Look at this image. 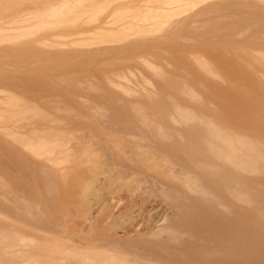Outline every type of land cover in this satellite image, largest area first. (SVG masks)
Here are the masks:
<instances>
[{"label": "bare ground", "instance_id": "6f19581e", "mask_svg": "<svg viewBox=\"0 0 264 264\" xmlns=\"http://www.w3.org/2000/svg\"><path fill=\"white\" fill-rule=\"evenodd\" d=\"M234 1L207 0L197 13ZM259 1L243 20L208 19L210 29L232 39L256 18L254 37H243L264 45ZM81 2L46 13L80 11ZM196 2L130 3L88 22L55 18L46 31L94 55L156 46L158 24L190 25L183 12ZM35 14L0 16V58L32 44ZM213 61L203 74L187 66L185 81L162 75L156 90L93 75L92 98L50 99L64 113L9 97L31 108H0V264H264V63L243 71L245 90L232 62Z\"/></svg>", "mask_w": 264, "mask_h": 264}, {"label": "rangeland", "instance_id": "374dc122", "mask_svg": "<svg viewBox=\"0 0 264 264\" xmlns=\"http://www.w3.org/2000/svg\"><path fill=\"white\" fill-rule=\"evenodd\" d=\"M71 1L73 2L75 0H0V8L2 9H0V11L3 12L0 16L11 18L12 15H15L13 18H21L23 16L31 17L36 13L40 17L32 20L29 24L34 23L35 28L38 26V29H42L40 33H34L35 28L32 27L34 29H31L29 33L26 32L28 36L25 37L32 44L26 48L12 51L8 59L0 58V91L3 92L0 97L2 100L0 101L1 109H9L11 113L13 111L15 112V110L19 112L21 109L20 112L23 113L22 109L27 110V108L31 107L27 105L21 108L20 106L23 104L22 103L19 107L13 108L11 107L13 103L10 104L8 101L11 102L13 100L18 102L17 99H19V101L24 102L26 99H31L37 101L39 105L50 113H64L62 110L65 107L57 108L50 103L51 100L61 99L67 102L71 98L69 91H79V97L82 95L81 98L83 99L87 97L92 98L93 93L91 91L96 89L92 87L90 83L102 76L116 77L120 82L126 85L127 89L137 90L139 87V89L142 90L143 88L145 90H156L158 89V83L162 75L169 76L172 81H178L179 79L185 81L189 74L186 68L187 66L193 70H199V72L202 73L200 67L206 63L212 68L216 67L213 61L214 57L232 62V65L234 64L232 67L235 70V74H237L234 75L235 80L238 81H236L237 84L242 83L244 86L243 88L245 90L247 88L248 90V81L244 78L246 76L245 72L248 69L261 68L264 63V45L258 41H253L252 38H247V36L250 37V34L251 36L254 35L252 34L253 29L256 28L254 23H257L258 19L253 18V22H250L252 19H245L246 22L240 27H237L238 29H232L231 33L229 32L232 39H229L230 37L228 35H222L220 31L218 33V30L212 31V28L210 29L212 25L209 23L210 19L220 16H227V19H222L227 20L226 23L229 21L230 24L238 20H243L244 17L241 14L243 10L248 8V11L252 2L259 3L261 2L259 0H240L237 3L234 1V3L223 4V6L220 7V9H222L221 11L211 9L210 11L215 13L209 12V17L208 12H206L207 15L200 13V15H205V19L197 12L200 9L199 5L207 0H197V8L194 10L191 8L192 10L190 9V13L189 9L183 12L184 15L186 14L184 17L192 15L193 19L191 17L190 25L172 29L168 25L170 23L162 22L158 24L159 26L157 25L159 29L157 26L155 27V29H158V33L163 35L164 41L161 44L143 48L123 49L115 51L116 53H105L106 55H94L95 53H89L87 48L76 47L75 44L68 45V47L67 44H65L66 47H62L59 43H70L69 38L66 37V35L52 36V32H47L46 29L53 23L52 21H54L55 18L67 19L69 22L71 21L70 23H74L75 21L81 23L83 22L81 20H86L88 22L94 18L101 19L108 11L114 10L125 4L143 3L146 0H79L83 2H81L83 7L80 11H76L75 7L72 9L73 11L68 10L64 15L58 14V16H55L53 12L47 15V10L59 4L71 5ZM242 3H245V6H243ZM224 8L225 11H223ZM225 12L227 13L225 14ZM195 20L196 24L194 25L193 22H195ZM207 20L208 23H206ZM191 26L194 29L198 26V29H195L194 32L192 28H190ZM214 31L215 33L213 34ZM144 32L146 33V30H143L142 34H144ZM30 33L32 36H29ZM245 34H247V36L243 37ZM241 36L242 38H239ZM35 39H39V42L35 41V43H33ZM46 40L47 43L44 44ZM40 41L41 44H39ZM243 71H245L244 74H242ZM239 74L243 80L239 78ZM93 75H96L97 78ZM17 83H20V85ZM22 85H24V87H22ZM6 92L9 93L6 94ZM29 93H31V95ZM9 97H13L16 100L13 98L11 100ZM3 101H7V104L10 106H6V102ZM45 102L50 108L45 105ZM28 103H30L29 100ZM15 104V106H18L17 103ZM52 108L55 109L53 112L50 110ZM60 108H62V112L58 110ZM17 111L16 113H18ZM47 111L46 113H48ZM66 111L67 110H65V112ZM9 112L5 113L9 115ZM68 112H73V110L70 111L69 108ZM24 113L26 114L25 111ZM36 113L39 112L36 111ZM6 114L3 115L6 116ZM28 115H35V113ZM0 116L3 118L1 113Z\"/></svg>", "mask_w": 264, "mask_h": 264}]
</instances>
